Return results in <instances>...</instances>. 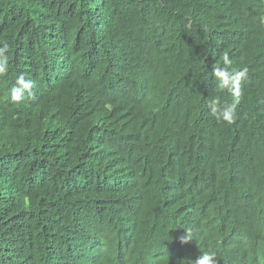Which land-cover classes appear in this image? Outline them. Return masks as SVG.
Masks as SVG:
<instances>
[{
    "label": "trees",
    "instance_id": "trees-1",
    "mask_svg": "<svg viewBox=\"0 0 264 264\" xmlns=\"http://www.w3.org/2000/svg\"><path fill=\"white\" fill-rule=\"evenodd\" d=\"M4 44L0 264H264V0H0Z\"/></svg>",
    "mask_w": 264,
    "mask_h": 264
},
{
    "label": "clouds",
    "instance_id": "clouds-1",
    "mask_svg": "<svg viewBox=\"0 0 264 264\" xmlns=\"http://www.w3.org/2000/svg\"><path fill=\"white\" fill-rule=\"evenodd\" d=\"M8 49V45L4 44L0 47V74H4L8 70V56L5 52ZM228 57H224V66L217 65L212 69L213 76L217 79L219 88L226 89L233 92V100L231 102L221 103L219 97H212L207 101V107L210 110V115L217 121H223L227 124H231L236 119V109L239 103V96L245 89L247 79L239 77L240 73H233L228 67ZM198 80H194L191 76L186 77L178 91L177 101L182 100L188 93V91L197 84ZM235 84L237 90L233 89ZM34 87V82L30 79H25L24 75H20L16 78L15 83L10 88V98L13 102L21 101L25 95H29ZM176 101V102H177ZM181 146V145H178ZM174 147L171 150L178 152L182 147ZM183 146V145H182ZM183 242L189 241L188 236L181 237ZM193 264H217L215 253L208 251L203 252L194 261Z\"/></svg>",
    "mask_w": 264,
    "mask_h": 264
},
{
    "label": "bare ground",
    "instance_id": "bare-ground-1",
    "mask_svg": "<svg viewBox=\"0 0 264 264\" xmlns=\"http://www.w3.org/2000/svg\"><path fill=\"white\" fill-rule=\"evenodd\" d=\"M20 109V108H19Z\"/></svg>",
    "mask_w": 264,
    "mask_h": 264
}]
</instances>
